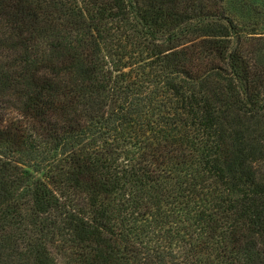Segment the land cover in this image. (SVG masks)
<instances>
[{
	"label": "trees",
	"instance_id": "1",
	"mask_svg": "<svg viewBox=\"0 0 264 264\" xmlns=\"http://www.w3.org/2000/svg\"><path fill=\"white\" fill-rule=\"evenodd\" d=\"M0 264H264V0H0Z\"/></svg>",
	"mask_w": 264,
	"mask_h": 264
}]
</instances>
